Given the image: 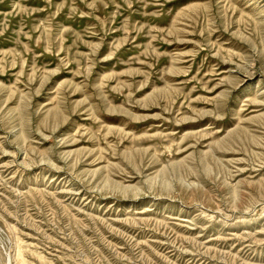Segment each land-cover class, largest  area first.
Returning <instances> with one entry per match:
<instances>
[{
    "label": "rangeland",
    "instance_id": "rangeland-1",
    "mask_svg": "<svg viewBox=\"0 0 264 264\" xmlns=\"http://www.w3.org/2000/svg\"><path fill=\"white\" fill-rule=\"evenodd\" d=\"M0 264H264V0H0Z\"/></svg>",
    "mask_w": 264,
    "mask_h": 264
}]
</instances>
